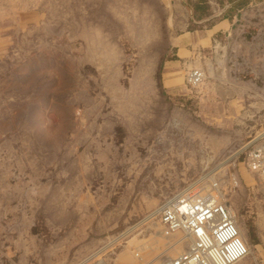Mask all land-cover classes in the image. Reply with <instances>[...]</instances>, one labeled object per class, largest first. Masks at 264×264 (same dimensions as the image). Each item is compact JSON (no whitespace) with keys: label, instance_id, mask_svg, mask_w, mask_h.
Segmentation results:
<instances>
[{"label":"rangeland","instance_id":"rangeland-1","mask_svg":"<svg viewBox=\"0 0 264 264\" xmlns=\"http://www.w3.org/2000/svg\"><path fill=\"white\" fill-rule=\"evenodd\" d=\"M263 133L264 0H0V264L158 259L206 172L264 264Z\"/></svg>","mask_w":264,"mask_h":264},{"label":"built area","instance_id":"built-area-1","mask_svg":"<svg viewBox=\"0 0 264 264\" xmlns=\"http://www.w3.org/2000/svg\"><path fill=\"white\" fill-rule=\"evenodd\" d=\"M204 78L202 67L190 68L186 73V81L192 86ZM245 149L243 163L264 178V133L261 140ZM221 193L219 179L206 172L165 199L157 217L162 235L180 230L188 243L174 256L150 257L142 264H233L243 257L248 246ZM139 254L141 250L137 248L135 255Z\"/></svg>","mask_w":264,"mask_h":264},{"label":"bare ground","instance_id":"bare-ground-1","mask_svg":"<svg viewBox=\"0 0 264 264\" xmlns=\"http://www.w3.org/2000/svg\"><path fill=\"white\" fill-rule=\"evenodd\" d=\"M221 195H222V193H221ZM219 197V196H218ZM222 197V196H221ZM153 205H156V201L155 200H153L152 202H151V204H150V207L151 206H153ZM227 207H228V210H229V212H230V209H229V206H228V204H227ZM230 214H231V216L233 217V215H232V213L230 212ZM233 219H234V221H235V223H236V225H237V227H238V232H239V235H240V237L244 240V242L246 243V241H245V238L244 237H242L241 235H242V228L237 224V222H236V219L233 217ZM179 233H181V231L180 230H177V231H174V232H171L170 234H168V235H162L163 237L162 238H165V239H167L168 240V242H165V243H162V244H166L167 245V248H166V250H167V252L166 253H164L163 254V256L164 255H166V254H169V252H170V254H172V255H176V254H178L180 251H182V249H184L185 248V246H186V244L188 243V239L187 238H185L184 236H183V234H180V237H178V238H176L177 236H178V234ZM157 234V233H156ZM156 234H152L154 237V239H152L151 237H150V239L153 241V244H154V246H153V248H152V251H154V249H155V244H156V242L158 241V239H156ZM161 234H162V232H161ZM176 238V239H175ZM247 244V243H246ZM173 246V247H172ZM247 246H248V244H247ZM144 247V246H143ZM171 247V248H170ZM145 250H146V248H145ZM149 251V250H148ZM146 252V251H145ZM249 252H250V248H249V246H248V252L243 256V257H241V258H239L237 261H235L233 264H235V263H237L238 261H241L242 259H244L248 254H249ZM125 253V252H124ZM148 253V252H147ZM171 256V255H170ZM127 257V256H126ZM162 256H160V258H161ZM141 258V257H140ZM160 258H158V259H160ZM139 259V258H138ZM144 259V258H143ZM140 260V259H139ZM141 264V263H140Z\"/></svg>","mask_w":264,"mask_h":264},{"label":"crops","instance_id":"crops-1","mask_svg":"<svg viewBox=\"0 0 264 264\" xmlns=\"http://www.w3.org/2000/svg\"><path fill=\"white\" fill-rule=\"evenodd\" d=\"M151 204V203H150ZM150 206V205H149Z\"/></svg>","mask_w":264,"mask_h":264}]
</instances>
